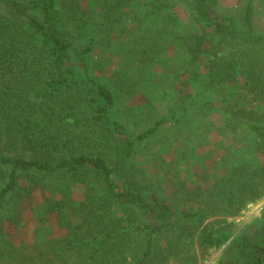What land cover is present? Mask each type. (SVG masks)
<instances>
[{
  "label": "trees",
  "instance_id": "1",
  "mask_svg": "<svg viewBox=\"0 0 264 264\" xmlns=\"http://www.w3.org/2000/svg\"><path fill=\"white\" fill-rule=\"evenodd\" d=\"M179 1L185 18L164 10L170 0H0V212L38 187L43 192L48 179L82 189L69 202L64 192L42 199L41 209L57 213L67 236L49 251L37 250L32 259L40 264H196L192 245L203 252L236 231L232 223L207 217L225 211L235 216L262 196L264 161L255 158L252 145L262 138L264 153V37L254 30L253 0L237 17L212 15L211 0ZM120 28L131 36V53L151 63L177 47L185 64L175 78L195 79L199 91L214 99L197 100L192 93L183 99L181 90L169 116L129 139L107 113L115 98L127 100L137 85L122 73L113 94L87 72L81 78L70 73L71 65L87 68L95 39ZM188 109L202 119V136L218 121L223 134L239 131L246 139L213 188L195 186L184 195L206 206L176 212L137 175L130 156L163 128L186 127L180 119ZM2 224L0 218V241ZM250 255L248 264H263L264 244Z\"/></svg>",
  "mask_w": 264,
  "mask_h": 264
},
{
  "label": "rangeland",
  "instance_id": "2",
  "mask_svg": "<svg viewBox=\"0 0 264 264\" xmlns=\"http://www.w3.org/2000/svg\"><path fill=\"white\" fill-rule=\"evenodd\" d=\"M245 2L246 0H211V14L237 17ZM175 4L183 7L179 0H170L164 10L177 19L185 18V8L177 10ZM253 7L254 30L257 35L264 37V0H253ZM141 14L146 15L144 10H141ZM89 34L94 35L92 30H89ZM95 40L96 45L89 55L87 68L71 65L70 73L81 78L87 72L94 81L107 83L113 94L119 93L115 80L122 73L127 75L129 83L137 85L138 89L127 100L115 98L107 113L110 122L116 123L119 131L129 139L150 127L155 118L169 116L172 97H178L181 90L183 99L188 93H192L197 100L209 97L199 91L195 79L185 74L175 78L174 72L182 69L185 64L177 47L161 62L151 63L155 60H147L143 55L131 53V36L125 29L120 28L107 38ZM168 81L172 82L173 87H167ZM190 87L193 88L192 91ZM209 98L214 99V96ZM189 100L186 98V106ZM208 112V119L213 121L212 112ZM180 121L186 123V127L169 125L163 128V132L155 136L152 142L135 145L130 156L136 160L137 175L163 200L169 201L176 212L179 209L194 211L206 206L202 200L189 201L184 195L195 186H200L201 189L213 188L217 184V176L230 172V165L237 156L236 151L246 139L243 132L239 131L232 135L223 134L218 121L210 123L202 136L199 133L202 119L200 121L194 110H185ZM260 143L262 138L256 137L252 150L255 158L264 161V153L259 150L262 145ZM48 180H45L47 185L43 192L38 187L30 197L22 199L18 204L6 203L0 212L3 222L0 264H40V259H32L37 257V250L49 251L53 242L67 236V228L58 221L57 213L45 214L41 209V201L43 198L58 199L62 196L61 192H64L65 201L76 200L81 197L82 189L70 187L72 185L67 183L68 186L66 182L55 178ZM178 181L183 182L182 185L174 184ZM263 208L264 192L259 200L249 202L235 216L225 211L219 216L207 217L206 222L215 218L232 223L236 231L224 243L203 252L192 245L190 248H193L198 257L196 264H248L253 248L264 244ZM240 244H244L246 249H241ZM261 262L264 264V255L261 256Z\"/></svg>",
  "mask_w": 264,
  "mask_h": 264
}]
</instances>
